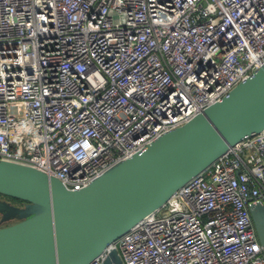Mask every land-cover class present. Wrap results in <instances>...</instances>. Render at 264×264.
<instances>
[{
	"label": "built area",
	"instance_id": "built-area-1",
	"mask_svg": "<svg viewBox=\"0 0 264 264\" xmlns=\"http://www.w3.org/2000/svg\"><path fill=\"white\" fill-rule=\"evenodd\" d=\"M264 65V0H0V158L70 189ZM264 129L231 145L87 264H264Z\"/></svg>",
	"mask_w": 264,
	"mask_h": 264
},
{
	"label": "water",
	"instance_id": "water-1",
	"mask_svg": "<svg viewBox=\"0 0 264 264\" xmlns=\"http://www.w3.org/2000/svg\"><path fill=\"white\" fill-rule=\"evenodd\" d=\"M264 129V65L185 124L70 189L34 166L0 158V264H87L231 145ZM264 244V203L250 205ZM104 264H125L117 248Z\"/></svg>",
	"mask_w": 264,
	"mask_h": 264
},
{
	"label": "trees",
	"instance_id": "trees-1",
	"mask_svg": "<svg viewBox=\"0 0 264 264\" xmlns=\"http://www.w3.org/2000/svg\"><path fill=\"white\" fill-rule=\"evenodd\" d=\"M0 195L8 200V201H11L12 203H15V204H23L24 201L22 199H19V198H16V197H13V196H9V195H6V194H2L0 193ZM12 221H15V220H12ZM12 221H8V222H4V223H1V215H0V226L5 224V223H9V222H12Z\"/></svg>",
	"mask_w": 264,
	"mask_h": 264
},
{
	"label": "flooded vegetation",
	"instance_id": "flooded-vegetation-1",
	"mask_svg": "<svg viewBox=\"0 0 264 264\" xmlns=\"http://www.w3.org/2000/svg\"><path fill=\"white\" fill-rule=\"evenodd\" d=\"M0 198H1V199H4L1 195H0Z\"/></svg>",
	"mask_w": 264,
	"mask_h": 264
}]
</instances>
